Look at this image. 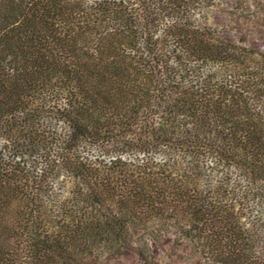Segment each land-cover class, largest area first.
Here are the masks:
<instances>
[{"label": "trees", "instance_id": "obj_1", "mask_svg": "<svg viewBox=\"0 0 264 264\" xmlns=\"http://www.w3.org/2000/svg\"><path fill=\"white\" fill-rule=\"evenodd\" d=\"M216 6L0 0V264H151L159 234L264 264V50ZM231 16L264 37V0Z\"/></svg>", "mask_w": 264, "mask_h": 264}, {"label": "rangeland", "instance_id": "obj_2", "mask_svg": "<svg viewBox=\"0 0 264 264\" xmlns=\"http://www.w3.org/2000/svg\"><path fill=\"white\" fill-rule=\"evenodd\" d=\"M216 1L217 6L213 11L211 23L221 32V35L227 40L236 41L239 33L243 31L250 37V47L264 50V37H260V34L254 31L253 27L247 28L243 25V22L238 25L233 21L231 11L237 0ZM240 13L242 12L239 11L237 15L239 16ZM68 188L66 184L64 187H59V193L63 198L68 197ZM172 231L174 232V229H172ZM141 234L142 232L140 231L135 232L137 237ZM147 238L146 242H148L149 251L155 258L154 262H152L151 259L149 260L151 264H193L191 252L194 248L191 245L183 244L179 234H170L167 236L159 234L156 236L155 240L149 239V237ZM137 243L139 244V241H137ZM108 264H145V262L134 251L125 250L121 257L110 260Z\"/></svg>", "mask_w": 264, "mask_h": 264}]
</instances>
